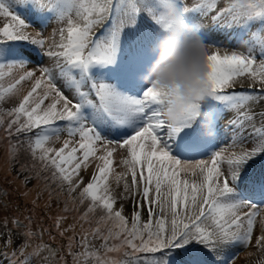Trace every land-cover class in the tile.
<instances>
[{
	"label": "snow or ice",
	"instance_id": "obj_1",
	"mask_svg": "<svg viewBox=\"0 0 264 264\" xmlns=\"http://www.w3.org/2000/svg\"><path fill=\"white\" fill-rule=\"evenodd\" d=\"M172 26L206 50L209 98L180 127L163 119L172 91L139 79ZM0 131L77 213L56 216L50 227L74 234L54 248L0 203V264H236L230 250L253 242L264 254V0H0Z\"/></svg>",
	"mask_w": 264,
	"mask_h": 264
},
{
	"label": "rangeland",
	"instance_id": "obj_2",
	"mask_svg": "<svg viewBox=\"0 0 264 264\" xmlns=\"http://www.w3.org/2000/svg\"><path fill=\"white\" fill-rule=\"evenodd\" d=\"M6 2H8V0H6ZM219 35L221 43L226 45L232 44L233 47H238L227 32H222ZM244 85L248 86V82L245 81ZM14 102L15 101L5 102L3 106L5 109L10 108L13 106ZM228 135L229 134H225V140L224 142L222 141L221 147L231 143V137H228ZM52 146L58 148L62 146V141L55 142ZM114 159L115 163L113 167L115 172L110 175L109 183L112 189L118 193L122 189V182L121 187H117L115 174L123 172L124 169L118 163L120 159L119 154H117ZM31 166L32 162L28 153L23 149L17 153L15 158L11 157L7 138L4 133L0 131V203L5 206V214L14 216L25 224L27 223L25 217L31 215L35 221L32 225L34 231L38 234L40 233L39 225H43V227L48 230L40 234V240L52 244L54 248H60L61 245L66 244L67 237L72 236L74 233L69 232L64 237H61L58 235L57 230L50 226L54 223L58 214L66 215L67 219L64 221V226L74 224L76 223L75 217L77 213L73 211V205L67 194L66 187L64 190H61L55 183L47 180L48 173H40L38 177L35 171H30ZM92 171L93 168H89L87 172H82L81 175H83L84 179L87 181ZM30 192H34L35 196H30ZM73 195L76 196L78 193H73ZM66 203L69 211L64 213L63 209ZM132 207L131 201L125 202V215L131 212ZM258 227L257 225V230ZM9 228L12 233L17 236L19 242L18 234L21 230L16 228L13 224H9ZM8 230L9 229H0V231L4 232ZM257 230H254V235L257 234ZM80 231L79 224L77 223L75 228L77 241L79 240ZM48 232H51V236H49ZM35 242L37 241L34 240L33 243ZM94 243L98 244L99 241H94ZM229 254L235 257L236 264H264V254H261L254 247V242L253 245L248 247L236 246L230 250ZM66 258L68 264H71V257L68 256ZM58 260L59 255L52 260V264H57Z\"/></svg>",
	"mask_w": 264,
	"mask_h": 264
},
{
	"label": "clouds",
	"instance_id": "obj_3",
	"mask_svg": "<svg viewBox=\"0 0 264 264\" xmlns=\"http://www.w3.org/2000/svg\"><path fill=\"white\" fill-rule=\"evenodd\" d=\"M169 16L174 17V13L170 12ZM151 52L152 61L145 64L139 79L142 83L149 84L148 86L172 91L173 95L168 98L163 108V119L170 126L180 127L185 117L192 112V106L202 104L209 98L205 79L207 67L204 44L199 37H189L179 27L172 26L166 28L154 42ZM130 71L135 72L136 69ZM246 87L248 86L244 85V89ZM199 118L197 114L196 119ZM218 123L222 124V120ZM225 134L231 137V132L226 127L220 133V146L225 140ZM213 150V145L209 144L203 151L182 152L178 158H206Z\"/></svg>",
	"mask_w": 264,
	"mask_h": 264
},
{
	"label": "bare ground",
	"instance_id": "obj_4",
	"mask_svg": "<svg viewBox=\"0 0 264 264\" xmlns=\"http://www.w3.org/2000/svg\"><path fill=\"white\" fill-rule=\"evenodd\" d=\"M29 195L33 197V196H35V193L34 192H30Z\"/></svg>",
	"mask_w": 264,
	"mask_h": 264
}]
</instances>
